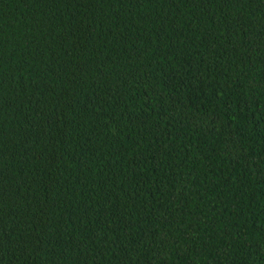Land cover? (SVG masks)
I'll return each instance as SVG.
<instances>
[{
    "label": "trees",
    "instance_id": "obj_1",
    "mask_svg": "<svg viewBox=\"0 0 264 264\" xmlns=\"http://www.w3.org/2000/svg\"><path fill=\"white\" fill-rule=\"evenodd\" d=\"M0 264H264V0H0Z\"/></svg>",
    "mask_w": 264,
    "mask_h": 264
}]
</instances>
